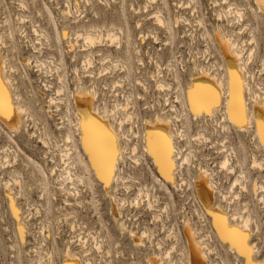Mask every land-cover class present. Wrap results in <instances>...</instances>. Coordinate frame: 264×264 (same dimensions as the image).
Returning a JSON list of instances; mask_svg holds the SVG:
<instances>
[{"label": "rangeland", "instance_id": "obj_1", "mask_svg": "<svg viewBox=\"0 0 264 264\" xmlns=\"http://www.w3.org/2000/svg\"><path fill=\"white\" fill-rule=\"evenodd\" d=\"M228 5L239 8L242 16L229 11ZM67 7L70 15L65 17L62 11ZM157 11L165 21L161 26L156 23ZM112 25L121 27V33H117L120 44H111L110 38L90 48L81 37L76 38L75 32L82 28L105 30ZM64 30H70L72 36L63 37ZM221 32L233 34L242 46L250 72L249 96L252 98L247 103L252 109L254 99L261 98L264 102V12L255 0H0L1 53L8 67L13 66L5 75L13 81L12 94L22 98L20 105L29 113L22 114L24 127L19 133H13L0 122V264H63L67 252L77 253L92 264H150L148 258L153 254L165 256L166 249L175 240L172 237L178 240L177 249L169 251L164 263L188 264L186 218L196 224L199 235L207 238L211 264H248L245 255L233 253L228 244L222 242L211 217L201 207L196 181L204 168L212 173L217 192L221 190L227 196V200H222L216 192L213 207L217 203L231 213L233 209L246 213L247 207V213L257 220L259 226L251 221L252 229L259 228L253 231L249 241L256 246L257 260L264 259V193L260 188L255 191L258 182L264 186V146L258 141L253 121L246 130H241L226 120L228 127L224 129L204 123L199 119L204 114L194 116L188 110L183 121L174 119L175 128L182 129L184 134L176 141L178 132H174L172 120L170 128L175 144L177 142L182 153H186L185 157L188 154V159L184 158L187 163L183 162L174 176L175 184L162 180L165 183L162 186L154 180L158 170L153 168L152 159L144 149L146 120L171 119L170 114L154 113L161 108L167 110L168 102L174 97L178 103L173 104L177 105V110L182 109L181 102H187L186 89L196 67L207 68L212 74L217 72V77L227 80V63L218 40ZM69 42L74 47L71 51L67 48ZM86 55L93 60L87 68L83 62ZM107 56L113 64L102 61ZM128 57L130 74L122 63L114 64L119 59L127 62ZM60 75L64 76L67 88L64 95L57 96ZM116 81H119L117 86ZM159 83L164 85L163 90L159 88L161 85L158 87ZM112 86L120 87L119 100L113 97L116 88ZM80 89L90 94L94 92L93 107L101 114L106 105L112 109L116 104L125 103L127 95L133 96L134 110L131 112L134 114L129 115L131 123L126 117L123 138L120 136L118 141L123 149L117 163L119 175L107 190L84 165L88 157L79 145L75 103V94ZM53 96L58 98L59 108L50 101ZM144 105L149 106L144 108ZM119 114L126 116L121 109ZM224 122L223 119L220 124ZM182 123L184 127L181 128ZM66 127L74 134L75 149L64 141ZM199 134L202 136L198 139ZM66 145L71 153L78 154L79 160L72 155V159L79 161L76 172L83 177V182L75 186L78 196L72 192L70 183L64 184L69 189L68 194L60 185V173L66 172L65 167H72L68 164L72 159L63 161ZM133 154L141 160L135 161ZM226 156L234 167L233 173L221 165ZM35 164L45 173L46 193L40 186L41 176ZM7 181L11 182L10 186ZM139 190L149 193L146 199L151 192L157 197V201L151 197L153 208L145 202L139 207L129 203ZM112 197L125 199V202L119 206L118 201H111ZM146 199L144 197L143 201ZM118 206L122 208L114 218V208L118 210ZM123 207L126 213L122 212ZM140 211L153 221L144 227L151 235L144 237L141 244L129 233L135 230L139 236L145 230L137 229ZM157 216H160L158 220ZM23 221L27 225L21 232ZM122 226L125 227L123 231ZM171 227L176 236L169 232ZM168 232L170 236H166ZM93 235L98 238L99 250L91 238ZM48 252L51 255L48 256Z\"/></svg>", "mask_w": 264, "mask_h": 264}, {"label": "bare ground", "instance_id": "obj_2", "mask_svg": "<svg viewBox=\"0 0 264 264\" xmlns=\"http://www.w3.org/2000/svg\"><path fill=\"white\" fill-rule=\"evenodd\" d=\"M152 1H155V0H152ZM255 3L258 5V8L261 11L264 12V0H255ZM22 6H23V4H22ZM232 6L228 5L229 11L232 10V11L235 12V14L238 17H241L242 13L240 14L241 11L240 12L238 11L239 8L236 9V8H234ZM62 12H63L65 17H68L70 15V9L68 7H67V9L63 10ZM49 14H50V16H52L51 12H49ZM155 17H156V20H157L156 23H158L160 26L164 24L165 21L161 20L162 15H161L160 11H157ZM121 31H122L121 27H116V26H113V25L109 26V28H106L105 30L104 29H102V30H94V28L91 27L89 29L82 28L81 30H77L75 32V34L77 36L76 35L75 36H76V38L77 37H81L84 40V44L86 46H88L90 48H93V47H96L97 44L101 43V41H103L104 39H110V38H111V44L113 42H116L117 44H120L119 43L120 40L117 37L119 35H117V33L119 34V33H121ZM35 33H37V31ZM62 36L66 38V37H71L72 34L70 33V30H64L62 32ZM40 37H41V35H40ZM2 38L3 37L0 34V79L3 80V83H4L5 87L8 90V93L11 96L13 112L10 113L9 116H7V117L0 116V122L3 125H5L13 133H19V131L24 127L22 114L24 113V111H26V107H24V105L23 106L20 105V101L22 100V98H20V96L16 98L12 94L11 89H12V87L14 85L12 83L13 81H12V79L10 77L5 75V72L7 70L12 71L13 66L9 65V67H8V65L6 63V59L4 58V56L1 53V44L3 43V39ZM47 38H49V37H47ZM47 38H45V41H46ZM218 40H219V42H221L220 43L221 50H223L222 53H223L224 59H225V61L227 63V70H226L227 71V80L224 79V81H223V79L221 80L220 77H217L216 74H215L217 72L212 74L209 71V69H207V68H197L196 67L195 68L196 73L192 76V78L190 80V83H189V85H188V87L186 89L187 90L186 91L187 92V95H186L187 96V102L186 103L181 102L182 107L180 106V108H182V109L180 110L178 108L179 110H177V105L173 104V102L174 103H178V102H176L175 97H174V100L172 102L171 101L168 102V105L166 106L167 110H164L165 112L162 111L163 108H161V111H157V112L154 113V114H157V113L170 114V115H172L171 119L167 118V117H155L154 119H147L146 122H145L146 123L147 134H146V137H145V148L144 149H145V151L148 153V155L152 159V161L151 160H149V161L152 162V163L151 162L150 163L153 165V168L156 167L157 170H158L157 171L158 172V177L154 176V180L157 181L158 183H160V185H162V186H164V184H165L164 182L175 184L174 183L175 182V178H174L175 174H177V171H180L179 170L180 166L182 165L183 162L186 161V160H184V158L188 159L187 158L188 154H187V157H185L184 155L186 153H182V150H180V148L178 147L177 142L175 144L174 136H173L171 128H170V124L172 123V120H173V123H174L173 130H174V132H178V133H176V135L178 137V139H176V141H178L181 138V136H183L184 134H183V130L182 129L175 128L176 124L174 122V119H177V118L178 119L179 118L182 119V117L184 115L186 117L188 110H190L188 112H191L194 116H200V115L204 114L199 119L206 120V123H213L214 127L221 126L224 129L226 127H228V126H226V125H228L226 120H228L231 124L235 125V127L240 128L241 130L247 128V125L249 126L250 123L253 121L256 124V132H257V136L259 138L258 141L261 142L260 141V134H259V124H260L261 121H264V102L261 101V98H259V100H257V98H256V100L254 99L255 106L252 109L248 106L249 102L247 103V101H249L248 99H250V97H251V96H249L251 94V85H250V81H249L250 72L246 68V60L244 59L245 55L242 52L243 51L242 48H241L242 46L239 44V42H237V40L234 38L233 34H229L228 35L226 33H222L221 32V37ZM74 43H77V42H74ZM67 48L70 51L74 49V47H73L71 42L68 43ZM137 51H138V49H137ZM251 54H252V52L249 53V55H251ZM249 55L247 57H250ZM102 61L103 62H108V64H113V60L109 56L103 58ZM37 62L38 61H36V63ZM83 62H84V65L86 66V68L91 66L92 63H93L92 57L90 58V55H86L85 59H83ZM115 63H116V65L119 64V63L120 64L122 63V67L126 68V73L130 74L129 73L130 70L127 69V67L130 66L129 65V57L127 58V62H124L123 60L119 59V60L114 61V64ZM169 63H171V62H169ZM169 63L167 65L170 67V65L172 63L171 64H169ZM41 64H44V63L42 62ZM116 65H112V66H116ZM169 70L173 71L172 69H169ZM233 73H235L237 78H238V81H237V84H236L235 88L233 86V81H234ZM59 80L61 82V85L58 86L56 91H55L57 96L58 95H64V93L66 91V88H67V83L65 81L64 76L60 75L59 76ZM240 81H242V87H241V85L239 83ZM118 82L119 81L115 82L116 86L118 85ZM159 85H161V86L159 87ZM226 85H227V88H226ZM46 86L49 87L48 85H46ZM163 86H164L163 84H160V83L158 84V87L160 89L162 88V90L164 89ZM111 88L112 89L116 88L114 90L115 93L113 92V97L115 96V100H119L117 95L119 93V89L118 88H120V87L117 88V87H113L112 86ZM92 92H93V90H92ZM262 92L264 94V90H262ZM194 93L200 98V101L197 103L195 108L193 107V94ZM75 95H77V99L75 100V103H76V109H77L76 119H77V130H79V132H78L79 133V145L82 148V150L84 151V154H86L87 157H88L87 162L84 161L85 168L88 171V173H91L94 176H96L97 178H99L100 179L99 181L103 182V183L102 182L101 183L105 185L104 187L107 190L110 187V185H111V181L114 180V182H115V179L119 175V168H118L119 166H117V163H118V160L121 159V157H122V150L123 149H121V147L119 146V142L118 141L120 139V136L123 138L122 126H123V123L125 122V120L128 119V118L126 119V117L130 118L129 115L130 114H134V113H132L133 111L131 112L132 109L134 110V107H133L134 106V101H133V98H132L133 96H131L130 94L127 95L125 97V103L116 104L114 106V108H112V109L109 108L106 105V107H104L103 114H101V112L95 110V108L93 107L94 106L93 105V96H95L94 92L92 94H90L86 90L80 89V91L77 92ZM108 97H106V98H108ZM15 99L19 100V102H16ZM112 99L113 98H111V100ZM56 100H58V98H55L54 96L50 98V101L52 103L56 104V108H59V106L57 104L59 101L56 102ZM59 100H63V99H59ZM241 103L243 104L245 112H246V117H247V123L246 124L241 123L238 118L237 119L233 118L234 111H236L238 113ZM66 107H67L66 111L68 113L69 112L68 104H67ZM120 109L124 110L126 112V116H122V115L119 114V110ZM26 112H27V114H29L28 111H26ZM172 112H173V114H172ZM209 114H212V115H209ZM223 119H224L225 122L221 125L220 121H222ZM66 120L68 121L69 119H66ZM128 120L131 123V118L128 119ZM181 121H183V119ZM86 122L87 123L96 122L99 125H101L104 129H106L109 133H111L112 135L115 136L116 145H117V148H118V151H119V156L116 159L115 167H114V169H113V171H112V173L110 175V179H109L108 182H106L105 179L102 178L101 175L99 174V172L97 171V168L95 167V165L93 163L92 154L88 151V147H87V145L85 143L84 124ZM69 123L70 122L68 121V124ZM182 127H184L183 123L181 125V128ZM180 133H182V134H180ZM201 136L202 135H200V136L197 135V138L201 137ZM204 137H203V139H205V138L207 139L208 138V137H205V138ZM63 138H64L65 143L70 144L73 149L77 148V145H76V142H75V137H74V134H73L71 128L66 127V131L64 133ZM44 140H45L44 141V143H45L46 139H44ZM150 140L153 142V145H158L159 146V155H161V157H164L165 153H167V159H170L171 162H172V165H174V167H172L171 173H170L171 176H172V180L167 179L165 177L164 173L161 171V162H160V160L157 159L156 155H153L152 145H150V143H149ZM261 144L264 146V143H261ZM169 145H170V148H171L170 153L167 152ZM67 146L68 145H66V148H64V150H63V152H64L63 156L65 157V159L63 158L64 162H65V160L72 159V155L73 154H75L74 156L76 158L78 157V154L74 153V152L71 153V151H70L71 148H68ZM135 149L136 148H134V150ZM132 156L133 157L135 156L134 157L135 161L136 160L137 161L141 160L140 156L138 157V155H136V154H133ZM72 160H73V162H72ZM72 160H70V162L68 163L69 165H72V167L71 168L65 167V169H66L65 171L66 172H61L60 175H59L61 177L60 185L63 188L64 192L68 194L69 193V189H67L64 184L66 182L70 183L72 185V188H73L72 192L75 195H77L78 192L76 191L75 186H76V183L83 182V180H82L83 177L81 176V174L76 172V164L79 161L78 162L75 161L74 158ZM76 160H79V159L77 158ZM176 160L179 163H177ZM228 161L229 160H227V156H226V158L224 157L223 161H221V165H223V167L226 169V171L227 170H229V171L231 170V172L233 173L232 169L234 167H232V165H230V163H229L230 161L229 162ZM136 163H138V162H136ZM185 163H187V161ZM255 164L256 163L254 162V165ZM36 166L38 167L37 170L39 171V174L41 176L40 186L42 188V191L44 193H46L47 183H46V179H45V173L42 170L41 166L40 167L38 165H36ZM223 167L221 166V169ZM73 168L75 169V171H72ZM241 171H242V168H241ZM243 173H244V171H243ZM238 175L241 176L240 171H239ZM199 176L200 177L196 181L197 197H199L198 199H199V202L201 203V207H203V209L205 211H207V213L211 217L213 227H215V230H216V233L218 234V237L222 240V242H226L228 244V248L230 249V251H232L233 253L235 251L238 254H242L240 252L239 248L235 247L232 244L230 239H226L225 238V234L222 233L221 229L226 224L227 227L230 228V229L231 228H238L241 231L247 233L248 234L247 243L254 250L253 255L251 257V259L253 261V264H264V259H262V260L258 259L257 260V257H256V255H257L256 246H255V244L251 245L250 241H249L251 236H253L254 232L256 231L255 229L257 228L256 227L255 229H252L251 228L252 226L250 227V225H252L251 221H253V222L256 221L255 222V224H256L257 220L253 219L254 217H252L253 216L252 214H251L252 215L251 216L249 213H247V211H248L247 207L244 210V211H246V213L241 212V211H239L237 209H233L234 212L232 211V213L231 212H227V211H225L223 209L222 205L217 204V203H214V207H213L212 204H213V200L215 198V193L217 192V188H215V184L213 183L212 173L209 170L207 171V168H206V170L204 168V169L201 170V173H200ZM241 178H242V176H241ZM162 180L164 182H162ZM236 180L238 181V177L235 178V181ZM244 180H245V178H244ZM8 181H7V183H8ZM10 183H8V185ZM182 183H183V181H182ZM8 185H7V187H8ZM258 185L259 186L256 187L257 185L255 184V191L259 190V188H260L261 191H263V193H264V186L260 185L259 182H258ZM172 186H174V185H172ZM180 186H181V184H180ZM240 187H242V186H240ZM245 187H246V185H245ZM44 193H43V195H44ZM217 193L220 195V198L222 200H227V196L225 195L224 192H222L221 190H218ZM78 195H79V193H78ZM148 196H149L148 192H144V191L141 192V190H139L138 193L135 195V197L133 199L131 198L132 200H130L129 203H131V205L134 204V206L139 207V206H141L140 204H144V202H145L147 205L150 206V208H153V207H151L152 203H150V201H151L152 198L154 199L156 196L153 194V192L150 193V198L146 199V197L148 198ZM144 197L146 199L145 201H143ZM156 198L154 200H156ZM263 198L260 197L259 200L261 201V199H263ZM66 200L65 201L67 203H70L68 201V199H66ZM113 200L115 201L116 198L112 197L111 201H113ZM116 201H118L119 206H121V205L124 204L125 199L124 200H120V199L118 200V198H117ZM119 206H118V210H117V208H114L115 209L114 218H116L118 216V213H120L119 209L122 208V207H119ZM12 210H15L14 207L12 208ZM236 215H238V216L236 217ZM199 217H201V216H199ZM155 218H157L156 220H158V218H160V216H157ZM218 224H219V227H218ZM26 225H27L26 221H23L22 225H20L21 229H19V230L21 232H23L22 229H25ZM256 225H254V227ZM257 226H259V224ZM124 228L125 227L122 226L121 230L123 231ZM146 228H144L145 230H142V232H141V234H139V236H137L135 230H130L129 231L130 236L132 237V239L135 240L136 243L141 244V242H142L144 237H148V238L150 237V235H151L150 233L151 232H149V230L146 229ZM184 228H185L184 229L185 239H186V242H187V245H188V264H211L209 256H208L209 254H207L209 252L207 250L209 248H211V247L206 248L207 246H209L205 242L207 238L204 239V237L201 236L202 234L199 235L198 227L196 226L195 223L192 222V220L190 218H186V221H185V224H184ZM170 229L171 230L169 232L171 233L174 230V228L172 229V227H171ZM169 232H168V234H166V236H170ZM257 232H258V230H257ZM172 234L174 236L175 233L172 232ZM93 236H95V235H93ZM93 236H91V238H94L93 240H95V244L97 246V249L99 250L101 247L100 246H99L100 248L98 247V243H99L98 240H97L98 238H96V236L95 237H93ZM175 236H176V234H175ZM172 238H175V240H172L171 244L168 247V250L166 249L165 254H164L165 256L166 255L167 256L170 255L169 251H174V250L177 249L176 244H178L177 243L178 240H177L176 237H172ZM83 245H84V243H83ZM158 245L160 246L159 243H158ZM209 250H211V249H209ZM36 252H38V251H36ZM210 252L212 253V251H210ZM49 255H51V254L49 253L48 256ZM85 255H84V257H85ZM242 255L244 256V254H242ZM171 256H172V253H171ZM164 257H162L160 254H153V256H151L148 259H149L150 264H165L164 261H163ZM244 257H245V259L248 260L247 256H244ZM63 264H92V263L89 261V259L83 258V256H78L77 253L67 252V254H66L65 258H64ZM169 264H174V262L171 261Z\"/></svg>", "mask_w": 264, "mask_h": 264}, {"label": "snow or ice", "instance_id": "obj_3", "mask_svg": "<svg viewBox=\"0 0 264 264\" xmlns=\"http://www.w3.org/2000/svg\"><path fill=\"white\" fill-rule=\"evenodd\" d=\"M234 81L233 86L236 87L238 78L235 73H233ZM242 87V81L239 82ZM200 98L194 93L193 94V107L195 108ZM13 112V106L11 102V96L5 87L3 80L0 79V116H9ZM234 119H239L241 123H247L246 112L243 104L241 103L238 113L234 111ZM85 143L88 147V151L92 154V159L97 171L106 182L109 181L110 175L115 167L116 159L119 156V151L116 145L115 136L109 133L101 125L96 122L85 123ZM259 134L260 141L264 143V121L259 124ZM152 145L153 155L157 156V159L161 162V171L164 173L165 177L172 180L171 169L174 167L170 159H167V153L164 157L159 155V146L153 145V142L149 141ZM170 145L167 152L170 153ZM19 213H17V216ZM219 227V224H218ZM23 231V229H22ZM222 233L225 234L226 239H230L232 244L239 248L240 252L248 257V264H253L251 259L254 250L248 245V234L241 231L238 228H228L225 224L221 229Z\"/></svg>", "mask_w": 264, "mask_h": 264}, {"label": "built area", "instance_id": "obj_4", "mask_svg": "<svg viewBox=\"0 0 264 264\" xmlns=\"http://www.w3.org/2000/svg\"><path fill=\"white\" fill-rule=\"evenodd\" d=\"M149 105H144V108L145 107H148ZM204 123H206V120H202ZM178 126V125H177ZM176 139H178V137H176ZM128 161H130V159L129 160H126V161H124V165H125V162H128ZM122 167H124L123 165H122ZM124 208H126V207H123V209H122V212L124 213H126V211H127V209H125L124 210ZM145 214L146 213H144V211H140L139 213H138V221H137V229H142V228H144L145 226H147L148 224H152L153 223V221H152V219L150 218V219H148L146 216H145Z\"/></svg>", "mask_w": 264, "mask_h": 264}]
</instances>
